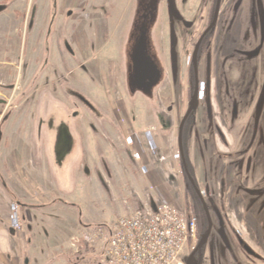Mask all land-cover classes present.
I'll use <instances>...</instances> for the list:
<instances>
[{"label": "rangeland", "instance_id": "obj_1", "mask_svg": "<svg viewBox=\"0 0 264 264\" xmlns=\"http://www.w3.org/2000/svg\"><path fill=\"white\" fill-rule=\"evenodd\" d=\"M71 2L0 0V10L12 8L0 14V186L19 206L21 223L25 208L20 202L34 214L45 200L57 204V186L70 179L81 199L89 195L91 220L104 219L91 224L92 234H74L62 244L58 261L107 264L106 238L99 236V228L109 234L119 218L159 201L131 150L135 143L128 139L140 124L167 158L156 161L162 175L173 176L169 201L197 218V264H264L234 252L238 240L214 219L216 210L224 213L210 197L205 201L213 227L198 248L208 218L202 205L199 225L191 204L195 195L179 156V127L194 92L190 56L197 36L212 21L216 0H175L180 17L168 10L167 0ZM145 4L154 13L144 35L146 49L161 71L148 92L137 87L131 64L132 26L141 21L137 7ZM206 41L204 52L218 45L220 78L199 81V102L207 98L215 111L210 115L203 104L207 123L218 125V156L225 160V171L234 173L224 174L222 187L239 183L241 194L233 188L229 193L240 194L249 212L247 194L264 192V0H222L216 28ZM181 60L186 64L180 65ZM197 106L183 132L189 167L187 142L195 135Z\"/></svg>", "mask_w": 264, "mask_h": 264}, {"label": "crops", "instance_id": "obj_2", "mask_svg": "<svg viewBox=\"0 0 264 264\" xmlns=\"http://www.w3.org/2000/svg\"><path fill=\"white\" fill-rule=\"evenodd\" d=\"M74 4L75 0H72L71 5L75 6ZM71 5H69V8H72ZM9 9L12 8L8 7L7 9L0 10V14L9 12ZM85 25H88V23H85ZM85 27L78 29L81 30ZM181 61L183 64L181 62L180 65L186 64L185 61ZM219 66L218 45L215 44L212 50L211 75L205 74L201 78V81L204 80L207 82L210 80L212 82L220 78ZM201 103L197 106V117L193 120L195 135L191 143L188 144L187 142V151L192 172L201 190H206L208 198L210 197L221 204L224 214L219 216L216 210L214 219L221 226L225 224L224 227L228 229V234L233 235L235 240H238V246L235 244L238 252H234L242 256L244 255L246 261L254 259L264 263V192L247 194L250 197L249 204L252 208L247 212L244 201L242 202L240 197L241 190L238 186L239 183L233 186L229 185L227 190H225L226 186L222 187L223 177L226 174L234 173L230 172L229 168L225 171V160L220 159L218 156L221 147L218 141L219 136L216 132L218 125L210 126L207 123L205 117L207 98ZM189 106L187 107L189 108ZM206 109L209 113L208 108ZM212 112L215 114L213 108ZM132 132H134L133 136L128 138L132 144L135 143L131 150L134 153H139L141 155V162L149 166L147 174H143L149 186L158 195V198L154 200L159 199V202L162 201L175 205L172 201H169L171 197L169 189L171 188V183L174 182L173 176H170L171 174L168 176L162 175L161 173L163 172L159 163L151 157L145 139L147 130L142 125L135 124V130H131ZM170 140L172 143L173 138H170ZM157 144L159 146L158 142ZM161 145L162 147L166 146L163 143ZM167 146H170L169 143ZM59 185H61L57 186L58 194H60L59 202L52 204L51 201L49 203L45 200L46 203L36 207L35 214L34 209L26 208L20 202L23 211L25 208V219L23 220L22 228L19 230L13 228L10 222L11 207L14 200L10 192L3 188V186H0V264H61L58 261L61 245L67 243L69 238L74 234H92L91 224L100 223L104 219L101 216L93 221L91 220L89 217L90 210L86 202L89 195L86 196L84 194L83 199H81L82 197L77 194V191L72 189L73 186L70 184V179L63 182V184L60 182ZM232 188L234 191L240 192V194L235 192L234 195H231L229 189L231 190ZM252 197L254 199L251 201ZM258 201H260V204L257 203ZM87 237L84 239H90V236ZM75 238L73 237L72 239L75 240ZM240 247L243 249L242 253L239 252Z\"/></svg>", "mask_w": 264, "mask_h": 264}, {"label": "built area", "instance_id": "obj_3", "mask_svg": "<svg viewBox=\"0 0 264 264\" xmlns=\"http://www.w3.org/2000/svg\"><path fill=\"white\" fill-rule=\"evenodd\" d=\"M152 158L164 163L151 132L145 135ZM138 162L141 155L135 153ZM146 175L148 165L141 163ZM119 218L109 234L99 228V236L106 238L105 258L108 264H190L187 256L194 250L199 237L196 216L182 212L176 205L157 202ZM11 226L21 228L19 206L12 204Z\"/></svg>", "mask_w": 264, "mask_h": 264}, {"label": "water", "instance_id": "obj_4", "mask_svg": "<svg viewBox=\"0 0 264 264\" xmlns=\"http://www.w3.org/2000/svg\"><path fill=\"white\" fill-rule=\"evenodd\" d=\"M221 1L222 0H217L216 2V7H215V11H214V16L213 19L209 25V27L204 31L203 36L199 39V41L196 44L195 50L193 52V56H192V64L194 66V72H195V85H194V92H193V96H192V103L189 106L187 112L185 113L181 123H180V127H179V136H178V141H179V151L182 157V162L183 165L187 171V164H186V160H185V154H184V146H183V131H184V126L185 123L188 119V117L190 116V114L193 112V110L195 109V107L197 106V103L199 102V89H200V82H199V75H198V51H199V47L201 45L202 39L204 37L205 34H207L209 31H214L218 22V18H219V13H220V7H221ZM168 6L169 9L172 13L177 14L178 10L175 6V2L174 0H168ZM142 68H141V79L138 81L137 86L144 90V91H149L150 88H152L153 86H155L158 82L159 79L161 77V71L159 69V67L157 65H155L149 58H147V60L142 62ZM207 106L209 109V114L210 113V104L209 102H207ZM187 175L192 183V185L195 188V191L198 195V197L201 200V203L203 205V208L205 210L206 216L208 218V230L207 232L202 236V239L199 243V249L202 247L204 241L206 240V238L208 237V235L211 233L212 231V227H213V222H212V218L210 215V211H209V207L204 199L203 193L201 192V190L197 187L194 179L192 178V176L188 173L187 171ZM195 252V251H194ZM193 252V253H194ZM193 253L191 254L188 262L190 264H193L196 259L193 256Z\"/></svg>", "mask_w": 264, "mask_h": 264}, {"label": "flooded vegetation", "instance_id": "obj_5", "mask_svg": "<svg viewBox=\"0 0 264 264\" xmlns=\"http://www.w3.org/2000/svg\"><path fill=\"white\" fill-rule=\"evenodd\" d=\"M148 1H150V0H148ZM174 2H175V0H174ZM216 2H217V0H216ZM167 5H168V0H167ZM175 6H176V4H175ZM221 6H222V1H221ZM215 7H216V5H215ZM137 9H138V12L140 13L141 12V14H142V17H141V21L140 22H137V21H135L134 23H133V26L132 27H134L135 26V28H134V31L135 32H133L134 34H135V38H134V40H133V44H132V52H131V59H132V62H131V64H132V66H133V68H134V74H133V76H134V79H135V82H136V84L138 83V81L141 79V68H142V62L143 61H145V60H147V58H149L155 65H156V63L152 60V58L148 55V53H147V49H146V44H145V39H144V35H145V31H147V29H148V17H149V15H151V16H153V12L151 11V9H150V6L149 5H144V6H142V8L141 7H137ZM168 10L170 11V9H169V6H168ZM220 11H221V7H220ZM171 12V11H170ZM172 13V12H171ZM173 15H175L176 17H180V13H179V11H178V13L177 14H174V13H172ZM220 14V13H219ZM213 19V18H212ZM211 23V22H210ZM210 23H208V26H207V28L209 27V25H210ZM185 24H186V26H189V27H191L192 28V26H193V23H191V22H189V21H187V22H185ZM206 28V29H207ZM205 29V30H206ZM204 29H203V31H201V33L197 36V38H196V40H195V42H194V48H193V51H192V54H191V56H190V69H191V73H192V77H194V85H195V72H194V66H193V64H192V56H193V52H194V50H195V47H196V44H197V42L199 41V39L203 36V33H204V31H205ZM212 32H214V31H209L207 34H205L204 35V37H203V39H202V42H201V45H200V47H199V51H198V75H199V81H201V69H203V66H202V64H203V60L205 59L206 60V62H205V64H206V74H208L209 76L211 75V69H212V50H208V51H205L204 52V50L206 49L207 50V47H208V45H207V41H206V39H207V37L212 33ZM173 39H172V44H173ZM207 42V43H206ZM175 43V42H174ZM203 47H204V50H203ZM186 62V61H185ZM203 72V71H202ZM138 87V86H137ZM154 87V86H153ZM152 87V88H153ZM139 88V87H138ZM152 88H150L149 89V91L152 89ZM139 90H142V89H140L139 88ZM143 92H146V91H144V90H142ZM148 92V91H147ZM193 95V94H192ZM207 102H208V100H207ZM208 104V103H207ZM207 108H208V106H207ZM209 110V109H208ZM210 113H212V109H211V106H210ZM188 120V119H187ZM183 138H184V136H183ZM158 149H159V147H158ZM186 152V150H184V153ZM186 160V159H185ZM140 163V166H141V163H143V162H139ZM145 164V163H144ZM148 168H149V166H148ZM185 168V167H184ZM190 170H192L191 169V167H190ZM190 170H189V168H188V166H187V171H188V173L191 175V173H190ZM187 171H186V169H185V174L187 175ZM193 173V172H192ZM194 175V174H193ZM192 176V175H191ZM187 177H188V175H187ZM189 178V177H188ZM193 178V177H192ZM194 179V181H195V183H196V185H197V187L201 190V188L199 187V185L197 184V182H196V179L195 178H193ZM190 180V179H189ZM192 184V183H191ZM193 186V185H192ZM194 187V186H193ZM195 189V188H194ZM201 191H203V190H201ZM203 193V196H204V199L206 198V197H208L207 196V192H206V190H204V192H202ZM210 207V206H209ZM217 213H218V211H217ZM219 215V214H218ZM220 216V215H219Z\"/></svg>", "mask_w": 264, "mask_h": 264}, {"label": "trees", "instance_id": "obj_6", "mask_svg": "<svg viewBox=\"0 0 264 264\" xmlns=\"http://www.w3.org/2000/svg\"><path fill=\"white\" fill-rule=\"evenodd\" d=\"M189 119V118H188ZM186 153V152H185ZM186 157H185V159H186V164H187V166H188V168H189V170H190V167H189V163H188V160H187V155H185ZM183 169H184V172H185V168H184V165H183ZM186 175V174H185ZM191 175H192V177H193V174L191 173ZM194 178V177H193ZM186 180H187V182H188V184L190 185V187H191V191L194 193V195H195V197H194V195H193V197H194V200H192L191 201V204H192V208L194 209V211L197 213V216L200 218V220H199V225H200V223L201 224H203V218H202V216H204L202 213H201V207H202V203H201V200H200V198L198 197V195H197V193H196V191H195V189H194V187L192 186V184H191V181L189 180V178L187 177V175H186ZM193 199V198H192ZM209 207V206H208Z\"/></svg>", "mask_w": 264, "mask_h": 264}]
</instances>
